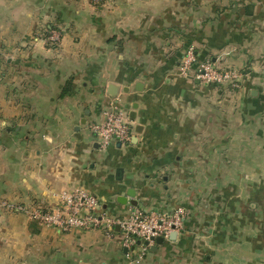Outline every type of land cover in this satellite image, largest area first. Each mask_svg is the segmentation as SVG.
<instances>
[{
    "label": "crops",
    "instance_id": "0c3cea01",
    "mask_svg": "<svg viewBox=\"0 0 264 264\" xmlns=\"http://www.w3.org/2000/svg\"><path fill=\"white\" fill-rule=\"evenodd\" d=\"M189 49L239 88L181 75ZM111 102L131 139L101 151L88 126ZM75 187L111 218L184 209L135 264H264V0H0V264L126 263L117 226L64 233L4 207Z\"/></svg>",
    "mask_w": 264,
    "mask_h": 264
},
{
    "label": "built area",
    "instance_id": "2783aa9c",
    "mask_svg": "<svg viewBox=\"0 0 264 264\" xmlns=\"http://www.w3.org/2000/svg\"><path fill=\"white\" fill-rule=\"evenodd\" d=\"M88 1L99 5L110 0ZM56 33L52 35L50 33L44 38L46 43L57 44L60 35ZM179 71L184 77H190L204 85H228L232 89L239 88L243 77L240 71L218 69L207 61L197 62L192 49L187 50L183 56ZM88 130L94 136L101 151H106L114 144H128L131 139V122L128 112L116 107L114 102L109 103L108 108L102 113L101 121L90 124ZM4 207L23 211L22 213L41 225L64 233L90 229L104 231L117 226L124 237L123 247L129 251L125 264H135L136 261L143 259L149 247L154 244L155 238L167 240L171 234L181 232L185 218L183 208H176L170 213L134 210L122 218H111L103 213L100 199L77 187L60 192L57 206L50 210L34 208L29 211L21 206L8 204Z\"/></svg>",
    "mask_w": 264,
    "mask_h": 264
},
{
    "label": "water",
    "instance_id": "95a60500",
    "mask_svg": "<svg viewBox=\"0 0 264 264\" xmlns=\"http://www.w3.org/2000/svg\"><path fill=\"white\" fill-rule=\"evenodd\" d=\"M108 94L111 96V97H116V94H117V87H115L114 85H109L108 87ZM129 120H134L135 119V115L134 113H131V115H129ZM98 145V144H97ZM99 146V145H98ZM133 193V194H132ZM127 196L128 197H131L133 198L134 197V192L132 190H130L128 193H127ZM175 236V234H171L170 235V239H173V237ZM164 242V240L160 237L158 238H155L154 239V245L150 246V250L151 251H154L156 249L157 246H160L162 245ZM139 244V243H138ZM145 245H147V243H145Z\"/></svg>",
    "mask_w": 264,
    "mask_h": 264
},
{
    "label": "trees",
    "instance_id": "16d2710c",
    "mask_svg": "<svg viewBox=\"0 0 264 264\" xmlns=\"http://www.w3.org/2000/svg\"><path fill=\"white\" fill-rule=\"evenodd\" d=\"M45 33H43V38H46L50 35L51 31H54L51 27L45 29ZM69 91V86H66V89H64V93H67Z\"/></svg>",
    "mask_w": 264,
    "mask_h": 264
},
{
    "label": "rangeland",
    "instance_id": "374dc122",
    "mask_svg": "<svg viewBox=\"0 0 264 264\" xmlns=\"http://www.w3.org/2000/svg\"><path fill=\"white\" fill-rule=\"evenodd\" d=\"M56 32H57V31H51V35L54 34V33H56ZM43 33H45V30L42 32V34H43ZM57 33H58V32H57ZM57 33H56V34H57ZM59 38H60V36H59Z\"/></svg>",
    "mask_w": 264,
    "mask_h": 264
}]
</instances>
